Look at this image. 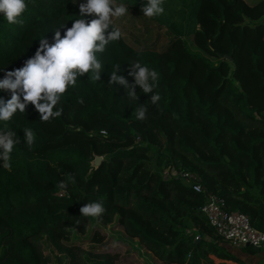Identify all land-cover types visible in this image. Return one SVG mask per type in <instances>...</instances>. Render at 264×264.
I'll return each mask as SVG.
<instances>
[{"label": "trees", "instance_id": "trees-1", "mask_svg": "<svg viewBox=\"0 0 264 264\" xmlns=\"http://www.w3.org/2000/svg\"><path fill=\"white\" fill-rule=\"evenodd\" d=\"M78 11L69 0H29L21 25L0 21V67H21L39 46L36 39L45 35L51 43L50 29ZM129 11L117 22L122 38L101 54L105 71L119 62L118 74L131 83L129 62L140 60L158 72L153 91L161 101L153 105L138 86L139 100L131 101L123 86H108L106 72L97 82L85 74L63 97L60 117L42 122L29 104L13 118L8 127L21 144L11 167L0 168V264H43L37 235L50 230L57 242L67 240L71 229L85 233L90 219L115 221L163 264H243L202 214L203 195L165 178L164 169L198 173L228 210L263 228L264 0H189L186 7L168 0L153 19L140 8ZM173 11L181 20L169 19ZM140 103L148 109L143 121L133 111ZM21 128L34 130L31 147ZM98 154L104 159L96 167L90 162ZM61 179L70 182L58 195ZM91 201L103 203L102 217L80 216Z\"/></svg>", "mask_w": 264, "mask_h": 264}, {"label": "clouds", "instance_id": "clouds-1", "mask_svg": "<svg viewBox=\"0 0 264 264\" xmlns=\"http://www.w3.org/2000/svg\"><path fill=\"white\" fill-rule=\"evenodd\" d=\"M78 4V14L75 19L58 23L54 28L52 42L44 35L38 40L39 46L31 57L24 60L19 68L5 70L0 77V168L9 169L14 149L21 144L16 131L8 124L18 113L26 112L29 104L39 114L42 122L54 120L62 115L60 104L69 91L77 88L78 79L87 74V80L97 82L105 73V64L101 54L114 42L122 38V29L117 23L130 14V6L125 0H69ZM29 0H0V21L10 25H21L23 16L28 9ZM141 14L148 19L157 18L165 13V0H144L140 8ZM88 17H92L90 20ZM72 21L71 27L67 22ZM61 29L64 30L63 36ZM48 32V31H47ZM46 32V33H47ZM129 75L133 77L130 83L121 71V64L115 63L112 71L107 73L108 86L113 84L123 86L127 99L139 100V92L149 94L148 99L153 105L161 101V95L154 92L158 72L140 60L129 62ZM9 92L10 98L5 99L3 93ZM83 103V99L78 101ZM135 118L143 121L148 109L140 103L135 109ZM23 144L31 147L35 143V133L32 128H21ZM101 135L107 136L106 130ZM103 155H96L90 162L96 167L103 162ZM71 175V174H70ZM74 180V177H72ZM70 181L61 179L59 188L67 190ZM105 212L101 201L87 202L80 208V216L100 218ZM243 240L244 237L241 236ZM264 236L251 242L259 246Z\"/></svg>", "mask_w": 264, "mask_h": 264}, {"label": "rangeland", "instance_id": "rangeland-1", "mask_svg": "<svg viewBox=\"0 0 264 264\" xmlns=\"http://www.w3.org/2000/svg\"><path fill=\"white\" fill-rule=\"evenodd\" d=\"M245 1L252 3L256 0ZM126 2L129 6L141 8L144 0H126ZM172 3H178L186 7L189 0H172ZM166 12L171 13V7H168ZM169 19L181 20V17L176 11H173ZM127 29L129 33H136L131 27H127ZM160 34L162 37L168 36L165 27L161 28ZM163 39H161L162 42L166 40V38ZM187 41L193 46L190 37H187ZM95 232L102 235L101 240L94 241L93 235ZM34 241L43 264H163L147 252L136 238H130L115 221L102 225L98 221L90 219L87 222L85 233H79L71 229L68 239L60 242L54 239L50 230H45L37 235ZM220 242L227 252L240 260L243 258L242 263H246L247 253L234 252V247L224 241ZM257 257L256 254H249L247 260L249 262L258 261ZM209 258L215 262L214 255H209ZM256 263L253 262V264Z\"/></svg>", "mask_w": 264, "mask_h": 264}, {"label": "built area", "instance_id": "built-area-1", "mask_svg": "<svg viewBox=\"0 0 264 264\" xmlns=\"http://www.w3.org/2000/svg\"><path fill=\"white\" fill-rule=\"evenodd\" d=\"M163 176L167 179H179L193 191L200 193L204 197V202L200 207L208 224L213 228L215 235L231 246L249 245L252 247L263 246L264 240L260 241L259 246L251 241L264 236V225L262 229L254 228L249 217L237 210H228L222 197L208 190L201 181L198 173L190 170H170L164 169ZM64 194L61 190L58 195ZM241 236L244 239H241ZM207 240L209 237L205 236Z\"/></svg>", "mask_w": 264, "mask_h": 264}, {"label": "crops", "instance_id": "crops-1", "mask_svg": "<svg viewBox=\"0 0 264 264\" xmlns=\"http://www.w3.org/2000/svg\"><path fill=\"white\" fill-rule=\"evenodd\" d=\"M225 242V241H224ZM227 243V242H226ZM224 244V243H223ZM228 244V243H227ZM229 245V244H228ZM232 247H234V252H241V253H247L248 255L250 254H252V255H254V254H256V255H258V261L257 260H255V261H253V262H257L256 264H264V246H261V247H259V250H256V249H254V247H252V246H249V245H240V246H232ZM231 250V249H230ZM243 251H245V252H243ZM254 253V254H253ZM248 255H247V257H246V263L245 264H253V262H249L248 260H247V258H248ZM240 258V257H239ZM242 260H243V258H241ZM240 260V259H239ZM242 260H240L241 262H242ZM214 263H219L220 261L217 259V258H215V256H214ZM226 262V264H238V263H233V262H230V261H225Z\"/></svg>", "mask_w": 264, "mask_h": 264}, {"label": "water", "instance_id": "water-1", "mask_svg": "<svg viewBox=\"0 0 264 264\" xmlns=\"http://www.w3.org/2000/svg\"><path fill=\"white\" fill-rule=\"evenodd\" d=\"M263 246H264V242H263ZM254 249L259 250V247H254ZM190 259H191V257H190Z\"/></svg>", "mask_w": 264, "mask_h": 264}]
</instances>
